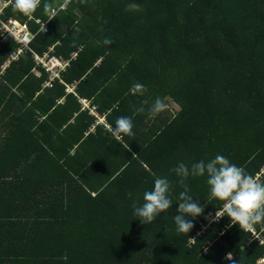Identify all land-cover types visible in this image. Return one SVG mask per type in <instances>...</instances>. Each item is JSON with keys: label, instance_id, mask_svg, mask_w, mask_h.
Here are the masks:
<instances>
[{"label": "trees", "instance_id": "16d2710c", "mask_svg": "<svg viewBox=\"0 0 264 264\" xmlns=\"http://www.w3.org/2000/svg\"><path fill=\"white\" fill-rule=\"evenodd\" d=\"M1 1L32 39L8 62L0 42V264H264V223L214 221L207 174L172 171L222 155L264 183V0H41L30 18ZM33 54L68 63L49 80ZM119 117L133 136L109 133ZM157 177L172 206L145 225L133 203ZM185 190L204 208L188 234Z\"/></svg>", "mask_w": 264, "mask_h": 264}, {"label": "clouds", "instance_id": "9594fccd", "mask_svg": "<svg viewBox=\"0 0 264 264\" xmlns=\"http://www.w3.org/2000/svg\"><path fill=\"white\" fill-rule=\"evenodd\" d=\"M70 2L71 0H64L60 7L65 8ZM40 4L41 0H14L13 8L25 17L30 18ZM44 8L49 10L51 5L45 3ZM139 8L138 4H129L126 10L138 11ZM130 91L133 95H143L144 86L136 83ZM143 103H147V101ZM165 109L164 102L157 98L149 111L158 114ZM143 111V106L137 109V112L142 113ZM108 131L117 140H121L122 136H133L132 119L119 117L115 122V127L109 126ZM135 156L133 155V158ZM172 171L180 177L179 183L184 185L185 188V180L189 174L201 177L207 174V183L210 186L209 199L214 198L224 202L223 210L216 211L214 221L226 215L230 218L232 224H238L242 231H252L254 225L264 223V183L259 182L252 175L246 174L242 167L230 163L226 157L217 155L207 163L203 160L194 163L191 166V173L184 163H179ZM169 190L170 183L168 179L157 177L154 181L153 190L144 193L145 203L142 206L133 203L134 214L141 223L145 225L151 223L157 216L171 208L172 201L168 195ZM179 200L181 201L178 204L179 214L174 216V221L179 233L188 234L194 227L193 222L188 218L199 217L204 212V208L193 201V197L188 195L187 190L179 194ZM209 215L211 216V214ZM225 259L233 261V254L231 252L227 253ZM233 264H235V261H233Z\"/></svg>", "mask_w": 264, "mask_h": 264}, {"label": "built area", "instance_id": "2783aa9c", "mask_svg": "<svg viewBox=\"0 0 264 264\" xmlns=\"http://www.w3.org/2000/svg\"><path fill=\"white\" fill-rule=\"evenodd\" d=\"M8 1H1L0 2V15L2 12V9L8 5ZM43 24L41 25V27ZM44 30V28H41ZM12 38L14 41L18 43V47L16 48L15 52H12L8 58V61L16 59V57L21 54L22 52H25L28 50V43L32 39V35L27 30V27L24 24H21L13 19H6L4 21L0 20V42L4 41L6 38ZM34 55V54H33ZM75 53H72L70 55V58H74ZM34 60L36 63L40 64V66L48 73L49 80H52L53 78H57L59 73L63 71L65 66L67 65V60H62L60 56H50L43 55L42 57H39L37 55H34ZM47 86H50V84L47 82ZM71 88H68V91H71ZM81 104L85 107L87 106V103L84 101L81 102ZM90 113L95 114L93 108H89ZM253 234L255 232L251 231Z\"/></svg>", "mask_w": 264, "mask_h": 264}, {"label": "rangeland", "instance_id": "374dc122", "mask_svg": "<svg viewBox=\"0 0 264 264\" xmlns=\"http://www.w3.org/2000/svg\"><path fill=\"white\" fill-rule=\"evenodd\" d=\"M171 106H173L172 104L169 105V107L172 108L173 110H176V106H173V107H171Z\"/></svg>", "mask_w": 264, "mask_h": 264}, {"label": "crops", "instance_id": "0c3cea01", "mask_svg": "<svg viewBox=\"0 0 264 264\" xmlns=\"http://www.w3.org/2000/svg\"><path fill=\"white\" fill-rule=\"evenodd\" d=\"M174 106V105H173ZM173 106H171V107H173Z\"/></svg>", "mask_w": 264, "mask_h": 264}]
</instances>
